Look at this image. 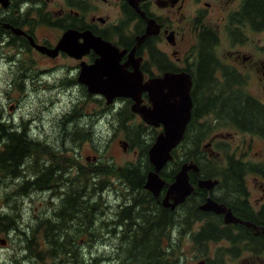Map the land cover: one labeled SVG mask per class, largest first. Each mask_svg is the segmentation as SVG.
I'll list each match as a JSON object with an SVG mask.
<instances>
[{
    "label": "flooded vegetation",
    "instance_id": "af4514ba",
    "mask_svg": "<svg viewBox=\"0 0 264 264\" xmlns=\"http://www.w3.org/2000/svg\"><path fill=\"white\" fill-rule=\"evenodd\" d=\"M261 8L264 9V0H0V60L6 61V67L1 61L0 67L8 73L7 89L4 91L30 92L45 87L72 91L79 85L90 95L100 94L94 90V86L91 90L81 82L79 75L83 65L94 63L100 58L99 49H103L102 55L111 68L117 67L120 72L140 73L144 83L165 74L189 75L191 97L194 89L216 93L213 101L215 120L224 118L234 126L235 121L243 123L247 128L241 132L235 126L238 133L247 134L250 139H260L264 144V12ZM191 31L194 40L190 37ZM60 42L63 45L59 46ZM208 47L213 52V58L210 59L211 69L206 78L201 72ZM48 75L52 76L50 81ZM99 77L108 80L107 74ZM204 81L207 85L203 84ZM254 91L257 93L254 94ZM260 93L263 100L260 99ZM100 95L105 107L96 116L90 111L81 112L74 108L73 112L80 114L65 118L62 114L71 111L70 107L60 113L55 119L60 134L64 130L63 126L68 131L66 124L71 123L72 135L82 138L94 135L98 120L104 116L107 137L124 132V139H120V142L125 140L128 143L127 137L133 138V135L128 131L131 127L127 116L121 112L126 108L130 119L135 115L139 122L155 129L157 134L162 130V123L154 125L141 116L139 109L142 105L152 106L146 89L141 91L138 103L123 95L114 96L107 102L106 97ZM194 99L197 97H192L193 104ZM229 101L234 103L227 108ZM234 108L236 110L229 113ZM239 108L244 115H241ZM254 112L258 114L257 117ZM0 118L9 129L12 126L17 131L24 130V135L39 142L38 135L32 134L30 124L39 126L36 121L40 120V116L14 122L4 119L0 111ZM80 119L86 122L84 126L78 123ZM220 135L222 132L215 129L213 138ZM122 147L126 148V145L122 143ZM222 150L211 151L221 159L218 166L226 167ZM134 151L138 157L139 150ZM34 152L28 156L34 155ZM243 155L241 152L236 157H242L243 162L250 163L246 166L249 169L242 174L241 189H230L227 184L221 183V176H205L206 173L197 164V170H188L192 191L174 206H171L173 198L167 194V189L181 164H175L171 169L167 167V171V164L162 167L159 175L165 183L158 194L146 188L145 182L142 187L146 191H142L133 188L127 180H120L130 187H125L124 192L132 194V197L126 196L129 200L123 203L116 202L119 206L113 211L109 222H106L107 232L121 236L131 234L132 229L136 228L135 223L151 218L154 223L158 218L168 223L175 215H181L180 210L189 212L185 202L194 193L197 194L196 206L200 209L199 218L195 219L197 225L205 230L213 228L216 234L228 231L230 235L210 240L208 247L200 249L195 264H264V156L254 160L245 159ZM93 159H96V155ZM46 165L43 164L44 167ZM121 167L119 165L117 169ZM137 167L135 165L134 168ZM78 168L87 171L82 176L87 177V192L91 193L87 199V226L91 227L95 225L92 188L99 182L92 180L94 167L82 168L78 163ZM152 168L147 170L145 181ZM173 169L172 180L166 179V174ZM200 178L217 179V182L199 186ZM252 180L260 190L255 198L250 187ZM62 190L63 181H59L57 192L61 194ZM143 193L147 195L144 200L133 196ZM166 194L168 200L163 203ZM208 197L220 203L224 210L218 212L204 206ZM101 199L106 204L107 197L102 196ZM109 206L110 203L107 208ZM227 211L238 220L225 221ZM215 218L221 221L217 228L212 226V219ZM212 244H215L213 248ZM201 245H204V241H201ZM176 263L180 264L181 261L177 260Z\"/></svg>",
    "mask_w": 264,
    "mask_h": 264
},
{
    "label": "rangeland",
    "instance_id": "374dc122",
    "mask_svg": "<svg viewBox=\"0 0 264 264\" xmlns=\"http://www.w3.org/2000/svg\"><path fill=\"white\" fill-rule=\"evenodd\" d=\"M213 19H215V16ZM190 37L192 40H194L192 31L190 33ZM0 61L4 62V66L6 67V61L3 59ZM61 61L64 60L61 59ZM7 79V70L1 69L0 67V111L3 114V118L17 122L22 119H27L31 116L34 118H38L40 116V120L36 121L39 123V126L30 124L32 134L38 135L37 137L40 140H38L39 142L37 143V148L35 149L34 155L31 157L27 156L23 163L25 177H33L34 171L44 168L43 164L46 165L48 163H55L60 167V170H67L66 172L62 171L65 175H61L60 178L64 179V176H66V178L64 180L58 179V181H56L55 188H31L28 190V192H23L20 194L14 192L11 194V199L9 198L7 201L3 199V192L11 191L15 185L21 181L22 176L15 178L12 181L4 177L0 178V214L13 211V208L11 207L14 205V213L21 217L20 219L16 218V223L19 224L20 228L29 232L30 226H36L40 219H44L46 217L54 218V207L60 204L62 193L64 189H66L71 183L70 181L72 178L81 176L79 180L80 185H87V177L82 176V173L84 172L87 174V171L79 168L77 169L78 163L82 168L94 167V172L96 163L100 161H113L114 163H111L113 164V167L119 165L125 166L127 163L134 162L135 165L139 166L141 169L145 168V166H142L139 161L141 158H146L148 160L147 153H143V151L141 149L139 150L137 146H130V140L135 138V140L138 142L148 143L153 137L156 136L157 131L153 128L145 126L142 122H139V119L135 115L133 116L134 121L133 119H130L128 108L121 111L123 115L127 116L128 125L131 127L128 130L129 134L132 132L133 135V138L127 137L128 143L126 144V148H123L122 143L120 142V139H124V132L107 137L104 128L106 127L104 123V116L98 120L94 135H89L84 138L72 135L70 133V128H72L71 123L66 124V127L69 130H65V126H63L64 130L62 134H60L55 123V119L60 113L64 112L68 107H70L72 109L71 111L62 114V116L65 118L69 117L70 114H80V112H73L74 108H77L81 112L90 111L94 116H96L98 112L103 110L105 107L103 97L97 93L90 95L79 85L76 86V88L72 91L66 88L57 90L54 89V87H45L44 89H38L37 91L30 92L24 90L4 91L7 89ZM51 79L52 76L48 75V81ZM207 93L208 92H202L199 94V98L201 100L205 99V95ZM256 93L257 91H254V94ZM260 99L263 100V95L261 93ZM232 103H234V101H229L227 103V108H230ZM213 111L214 108L212 106L200 119H206L208 122L215 124L213 130L199 145V150H202L205 155V159L215 158L216 161L221 163V159L217 156V154L212 152L219 148L223 149V157L224 150L231 152L232 149H235V151H237L236 156L243 152L245 159H262L264 156V144L260 139H250L249 135L238 133V130L235 129V126L232 125L229 120L224 118H217V120H215L214 116L216 115ZM254 114L256 117L258 116L256 112H254ZM78 123L83 126L86 124L83 119H80ZM214 129L222 132V135L213 138ZM210 136L213 138L212 142L209 140ZM64 140L67 142H64ZM209 142L210 144H208ZM250 142L251 145L249 147ZM46 144L51 145V149L46 150ZM205 145L208 146V149H206L207 147ZM134 149L139 150L137 154L138 157L136 156ZM189 151L190 149L185 143L183 146L179 147L176 151L177 155L174 158V163H168L165 167V171H167V167H170V169L171 167H175V162L180 161L184 152L188 153ZM95 155L97 157L96 159H93ZM239 158L242 159V157ZM40 165L41 168H39ZM91 177L92 180L99 182L94 187L103 186L102 189L97 187V192L94 187L92 188L93 198L103 196L107 197V199H105L106 204H104L103 199V203L95 204V208L97 207L99 209L96 211L94 216L96 223L91 227L87 226L86 233H82L83 237L78 240V247L81 251H84L85 257H88V255L92 252V254L98 258V261H101L103 258H105L104 262H106V264H117L116 262L119 264L120 260H127V256L125 255L126 253L122 251V249H119L121 245V235L109 234L106 230L108 227L106 222H109L111 219L113 211L117 210V207L119 206V204L116 203L117 201L123 203L124 201L129 200V198L126 196L132 197V194H127L124 192L125 187L129 189L130 187L121 182L124 179L120 178L119 174H116L115 168L110 170V174H108L106 178H101L103 180L94 179V173L93 175L91 174ZM59 181H63V190L61 194L57 192ZM81 181L83 183H81ZM110 181H112L111 184H109ZM250 187L253 192V198H255L260 193L259 187L254 180L251 181ZM96 193L99 194L97 195ZM85 194L88 199L91 193L87 192V186ZM109 203L110 206L107 208V204ZM108 213L111 214L109 215ZM77 221V217L72 220L73 223H76ZM44 227L45 226H41V228ZM198 227L199 225H197V221H195L193 224V229H197ZM79 228L80 224L71 229V232L79 234ZM178 236V233L174 230L173 242L178 240ZM1 239H3L4 242H1ZM43 243H45V240L43 237H41V243L38 247L43 248ZM214 246L215 244H212V248ZM23 247H26V245L21 241L18 231L14 230L13 228L6 230L0 228V264H37L32 257V255L35 254V248L37 247L33 246L31 250H24ZM145 248L148 249V247ZM199 252L200 249H198L193 244L190 237L186 235L184 239L181 240L179 249L177 251V253L180 255V264H195Z\"/></svg>",
    "mask_w": 264,
    "mask_h": 264
},
{
    "label": "trees",
    "instance_id": "16d2710c",
    "mask_svg": "<svg viewBox=\"0 0 264 264\" xmlns=\"http://www.w3.org/2000/svg\"><path fill=\"white\" fill-rule=\"evenodd\" d=\"M256 9L258 14L259 7ZM260 10L264 12V9L261 8ZM212 58L213 52L211 48L208 47L204 56V68L201 72L206 78L209 74V70L211 69L209 62ZM203 84L207 85L206 81H204ZM203 92L208 93L206 94L205 99L201 100L199 98V94L202 92H198L195 89L192 91V97H197L196 100L194 99L195 104H193L192 107V115L187 122L180 143L172 149L173 158L166 164L174 163V158L177 155V149L183 146L185 143L190 151L188 153L184 152L182 158L179 155L181 160L176 161L175 164H181L184 161H193L196 164H200L202 172L206 173L205 176H221V183L227 184L230 189L232 187L241 189L242 174L245 172V170L249 169L246 167L250 163L249 161L243 162L241 158L236 157L235 149H232L231 152L224 150L226 167H219V162L216 161L215 158L205 159L204 153L202 150H199L200 143L215 127V124L212 122H208L206 119H200L204 114L207 113L210 107L213 106L214 108L213 101L216 98V93L210 92L208 90H203ZM223 98L224 97L221 99ZM234 110H236V108L229 110V113L234 112ZM239 112L242 113L241 115H244L241 109ZM233 124H235V126L241 132L247 128L245 124L240 122L235 121ZM11 127L9 129L5 122L0 118V131H3V133L0 134V141H2V145L0 146V178L4 177L12 181L15 178L22 176V179L11 191L3 192V199L7 201L9 198L11 199L12 193L15 192L20 194L23 192H28V190L31 188H55L56 181L61 179V175H64V173L59 170L55 163H48L46 167L34 171L33 177H25L23 163L27 156L34 152L37 148V141L24 135V130L20 132ZM259 130H261V126ZM209 138V140L212 141V136ZM153 139L154 137L150 142L143 143L138 142L134 138L130 140V146H137L139 150L141 149L143 151V153H147ZM64 142L67 141L64 140ZM50 147L51 145L49 144L45 145L46 150L51 149ZM111 163L114 162L100 161L96 163L94 179L103 180L101 178H106V176L110 174V170L115 168L116 174H119L120 178L127 180L133 188L146 191L142 186L143 183L146 182L145 177L147 170L152 168V164L149 163L146 158H141L139 161L142 166H145V168L142 169L140 167L134 168V162L127 163V165L122 166L119 169H117V166L113 167V164ZM174 171L175 169L167 173L166 179L172 180ZM65 178L66 176H64V179ZM80 178L81 176L72 178L70 181L71 183L66 189H64L60 204L54 207L55 217H46L44 219H40L36 226H30L29 232L20 228L19 224L16 223V218L20 219L21 217L14 213V205L11 207L13 208V211L0 214V228H3V230L13 228L14 230L18 231L21 241L26 245V247H23L24 250H31L33 246L37 247L35 248V254L32 255L34 258L33 260L37 264H40V262L41 264H106V262H104L105 258H103L101 261H98V258L95 257L92 252L88 255V257H85L84 251H81L78 247V240L83 237L82 233H86L88 225V205L85 194L86 185H80ZM95 189L97 192L98 188L95 187ZM96 194L98 195L99 193ZM146 196V193L137 195V197H141L143 200ZM101 197L102 196L94 198L95 204L103 203ZM196 197L197 194L194 193L187 197L185 206L189 209L188 213H185L184 210H180L181 215H175L174 218L168 223L163 222L161 218H158L157 222L155 223L152 218L144 221H138V224L135 223L136 228L135 230L132 229L131 234L120 236L121 245L119 249H122V251H124L126 253L125 255L127 256V260L122 259L120 263L138 264L139 262V264H177L176 261L180 258V255L177 253V251L179 249L181 240L184 239L186 235L190 237L193 244L198 249L208 247V242L210 240H215L220 236L230 237L228 231H221L220 233L216 234L213 228L205 230L204 228L198 227L199 229H193L195 219L199 218L200 213V209H198L196 206ZM181 206V208H184L183 205ZM97 210L99 209L96 207L95 214ZM129 213L131 214L130 210ZM76 217L78 221L73 223L72 220ZM220 222L221 221L218 218L212 219V226L217 228L219 227ZM78 224H80V228L78 229L79 234L72 233L71 229H73L75 226H78ZM41 226L45 227L41 228ZM174 230L179 235L176 242H173ZM41 237H43L45 240V243H43V248L38 247L41 243ZM201 241H204V245H201ZM145 247H148V249Z\"/></svg>",
    "mask_w": 264,
    "mask_h": 264
},
{
    "label": "water",
    "instance_id": "95a60500",
    "mask_svg": "<svg viewBox=\"0 0 264 264\" xmlns=\"http://www.w3.org/2000/svg\"><path fill=\"white\" fill-rule=\"evenodd\" d=\"M61 44L60 42L59 46ZM71 52L73 53V51ZM103 52V49H99L100 58L94 63L87 64L86 66L83 65L80 70L79 80L88 85L90 89L94 86V90L105 96L107 102L111 101L114 96L123 95L131 97L135 100V103H138L141 100V91L143 89L148 91L152 106L142 105L139 109L141 116L145 121L154 125L162 123L163 128L155 136L148 148V158L153 168L148 171L144 186L154 194H157L161 186L165 183V180L160 177L159 171L172 158L171 151L181 141L186 124L191 117L192 98L190 95V77L184 73L165 74L162 77H155L144 83L142 82L140 73L120 72L117 67L111 68L105 61L102 55ZM102 74H107L108 80L104 81L100 79L99 76ZM178 80L182 82L181 86H183V89L181 92L170 88ZM106 86L109 87L107 90L100 89ZM90 89L89 91L92 90ZM180 98L181 105H178ZM122 143L124 146L126 145V141H122ZM190 168L197 170L198 166L193 161L183 162L176 172L174 180L169 183L167 194L168 192L174 193L171 206L184 200L192 191L193 185L188 180V170ZM215 182H217V179L200 178L198 185L209 186ZM167 194L162 200L163 203H166V200H168ZM204 206H208L218 212L224 210L220 203L210 197L207 198ZM224 219L225 221L238 220L230 211L225 213ZM1 242H4V240L1 239Z\"/></svg>",
    "mask_w": 264,
    "mask_h": 264
},
{
    "label": "bare ground",
    "instance_id": "6f19581e",
    "mask_svg": "<svg viewBox=\"0 0 264 264\" xmlns=\"http://www.w3.org/2000/svg\"><path fill=\"white\" fill-rule=\"evenodd\" d=\"M103 56H104V55H103ZM181 84H182V82H181L180 80H178V81H176L174 84H172L170 88H172L173 90H176V91H178V92H181V90L183 89V86H181ZM157 90H158V88H157ZM178 105H181V98H180V100L178 101ZM146 113H147V112H146ZM96 157H97V156H96ZM122 166H123V165H122ZM72 169H73V168H72ZM168 195H169L170 197L174 198V197H173L174 193H172V192H168Z\"/></svg>",
    "mask_w": 264,
    "mask_h": 264
}]
</instances>
